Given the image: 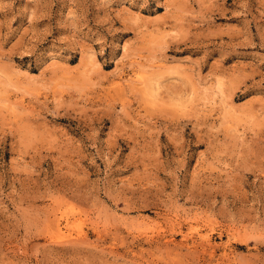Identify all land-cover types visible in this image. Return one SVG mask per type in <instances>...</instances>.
<instances>
[{"label":"rangeland","instance_id":"1","mask_svg":"<svg viewBox=\"0 0 264 264\" xmlns=\"http://www.w3.org/2000/svg\"><path fill=\"white\" fill-rule=\"evenodd\" d=\"M0 264H264V0H0Z\"/></svg>","mask_w":264,"mask_h":264},{"label":"bare ground","instance_id":"2","mask_svg":"<svg viewBox=\"0 0 264 264\" xmlns=\"http://www.w3.org/2000/svg\"><path fill=\"white\" fill-rule=\"evenodd\" d=\"M142 83V82H141ZM62 230V229H61ZM61 230L60 229H58V233L60 234L61 233Z\"/></svg>","mask_w":264,"mask_h":264}]
</instances>
